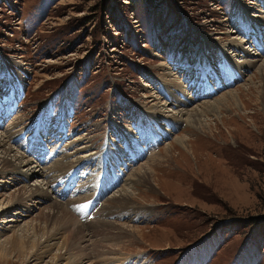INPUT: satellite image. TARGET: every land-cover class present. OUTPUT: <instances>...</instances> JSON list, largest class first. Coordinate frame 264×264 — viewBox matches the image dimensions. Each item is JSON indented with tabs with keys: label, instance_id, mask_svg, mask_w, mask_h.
Here are the masks:
<instances>
[{
	"label": "rangeland",
	"instance_id": "374dc122",
	"mask_svg": "<svg viewBox=\"0 0 264 264\" xmlns=\"http://www.w3.org/2000/svg\"><path fill=\"white\" fill-rule=\"evenodd\" d=\"M263 60L264 0H0V133L38 169L0 193L43 173L88 227L131 230L109 261L80 264H264ZM139 165L131 205L100 207ZM37 197H0V264L72 261Z\"/></svg>",
	"mask_w": 264,
	"mask_h": 264
},
{
	"label": "bare ground",
	"instance_id": "6f19581e",
	"mask_svg": "<svg viewBox=\"0 0 264 264\" xmlns=\"http://www.w3.org/2000/svg\"><path fill=\"white\" fill-rule=\"evenodd\" d=\"M222 49L223 50L227 49L226 45H225V47H222ZM258 60H259V58L255 57L253 59L252 58H245L242 60L240 58L238 61H241L240 63H242L243 67H250L251 65L254 66ZM161 65L165 66L166 63L164 62ZM262 66H263V68H261ZM261 67L259 69H260V72L262 71V73H263V71H264V60L262 61ZM181 91L184 92V89H182ZM176 101H178V100H176ZM191 111L189 109H187L186 107L181 108V109H177L178 114L175 118H177L178 121H181L182 118L185 116L190 117V115L194 112V111L193 112H191ZM166 120L163 117L161 119L160 118L157 119L155 122L157 123L156 124L157 126L160 124H163V126H164L165 123H167ZM187 120L190 121V118ZM196 120H198V119H196ZM17 125H18V123L15 126H17ZM6 132H7V136H9L8 139H6L7 136L5 134H2V133H4V131L2 133H0V180H4V178H7V177H11L12 180H15V179H18L19 178L18 176H20V175L21 176L25 175V177L37 175L38 169L33 170V167H35V166H33V164L35 162V160H33L34 158L30 159L26 156V154L24 152L22 153L19 150H15V148L13 147V145L11 144V141H10V140H12L11 138H13V137H11L12 136L11 134H8V133H10V130L7 129ZM12 132H13V130H12ZM21 133H22V131H21ZM162 133L165 135L168 132L165 131V133L164 132H162ZM131 143L132 142H130V144ZM86 146H89V145H86ZM68 154H69V152L67 153V155ZM71 154H73V153H71ZM121 154H123V153H121ZM138 154H140V153H138ZM82 156L86 157V154L82 155ZM80 157H81V155H80ZM159 157H160V155L153 156L151 158L152 159L151 161H155ZM67 159H68V157H67ZM67 159H65V160H67ZM75 164L76 163H74L73 159H71V160L68 159L64 163H63V161H58V163H56L54 165V167L56 166L57 169H59V168L65 169L66 167H69V166H72ZM23 166H26V169H24L25 172L22 169ZM145 173L146 172L143 169V165H139L137 167L134 166L128 172V176H127V180H126L127 183L125 182L126 184H123L122 188L117 191L118 193H112L111 195H109L105 199H103V201L100 202L99 206L114 209L115 207H122L123 208V207H126L127 205H131L130 202H131V198L133 196V193H132V190L129 189L130 187H128V186H129V184L134 185L136 180L139 179V177ZM41 175L43 176L42 177L43 179H41V182H39L40 184L36 183L33 185H29V186L24 184L23 186H21L20 188H18L14 192H10L9 194H7V192L0 193V197L2 198V200L4 199L5 201H8L9 202L8 204L10 205V207H12L13 205H14V207H16L18 204L23 203L26 200V198H28V197L38 198L37 197L38 194L40 195V193H42L43 199L49 200V203L47 204V206L50 208V210H49L50 213H47V215L49 214L48 216H51L50 218L57 223L56 224L57 229H56V227H55V229L57 230L58 233H60V232H62V233L66 232L67 233V237L65 236L66 238L64 240V241H67L65 243V244H67L66 249L68 251L70 250L71 254L73 253V256L71 257L72 261L69 262V264H80V262H78L79 259H82V258H87V259L89 258L90 259V257H93V259H94L95 256H98V259L100 261H109L108 259H110L111 253H118L117 251H120V250H117V248H119L122 241H125L126 239L131 240L133 238V234H131L129 232L131 230H128L129 228H127L126 226H123V225L114 226L111 224V222L116 223L117 220L116 221L115 220H105L104 217H101L98 219V221H95L96 223H95L94 228H92V226L88 227L86 224L82 223L80 220H78L77 216H75L73 214V212L68 209L70 207V205H69V207L66 206V203H64L63 200L60 201L59 199H56V198H53L52 200L50 199L53 196L51 195V191L49 190L48 186L50 187L53 184H52L51 180H49V179H47V181H46V178L43 175V173ZM117 180L118 179H116L114 181H117ZM47 184H48V186L46 187ZM108 187H112L111 183L108 184ZM34 195H37V196L34 197ZM84 195H86V194H83L81 196H84ZM87 198H89V197H87ZM82 199H83V197H79L78 199H76V201H80ZM90 199H91L90 205H92L91 206V208H92V207H94L95 200L93 198H90ZM80 209H84L83 204L80 207L78 204V210H80ZM47 221H48V219H47ZM109 224H111V225H109ZM117 225H119V224H117ZM85 226H87L88 229H90L89 230L90 232L87 231L88 229L86 230ZM106 226H108V227L104 228ZM95 228H97L98 230H96ZM55 229H54V231H55ZM96 231H97V233H104V235L107 234L109 236L114 232L117 233L115 236H113V237H116L114 239H117V243L113 244V243L101 241L100 239L94 240L93 236H94V233ZM66 233H65V235H66ZM20 243H19L20 244L19 245V248H20L19 252L22 253V255H23L26 252L25 246L23 244L24 241H20ZM36 244L37 243H35L33 245H36ZM38 252L34 253V255H36L37 257L42 254L41 252L40 253H38ZM56 256L59 257L60 255L56 254ZM76 257H77V259H76ZM99 260H97V261H99ZM129 264H143V262L140 259L136 258V259H132Z\"/></svg>",
	"mask_w": 264,
	"mask_h": 264
}]
</instances>
